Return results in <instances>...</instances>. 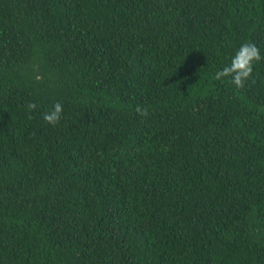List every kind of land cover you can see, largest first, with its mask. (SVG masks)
<instances>
[{"label":"trees","instance_id":"trees-1","mask_svg":"<svg viewBox=\"0 0 264 264\" xmlns=\"http://www.w3.org/2000/svg\"><path fill=\"white\" fill-rule=\"evenodd\" d=\"M246 42L264 0H0V264H264Z\"/></svg>","mask_w":264,"mask_h":264},{"label":"clouds","instance_id":"clouds-1","mask_svg":"<svg viewBox=\"0 0 264 264\" xmlns=\"http://www.w3.org/2000/svg\"><path fill=\"white\" fill-rule=\"evenodd\" d=\"M261 60H264V57L261 56L259 48L254 43H243L231 58L230 63L215 73V79L220 80L230 77L231 83L236 88L242 89L245 86V82L252 76L254 63ZM26 107L31 112L37 106L35 103L30 102ZM62 111V104L56 102L52 109L43 114L44 122L55 127L61 119ZM135 111L142 116L148 115L146 107L138 105Z\"/></svg>","mask_w":264,"mask_h":264}]
</instances>
